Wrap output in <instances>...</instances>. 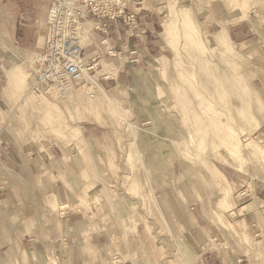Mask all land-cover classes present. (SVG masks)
Instances as JSON below:
<instances>
[{
    "label": "rangeland",
    "instance_id": "obj_1",
    "mask_svg": "<svg viewBox=\"0 0 264 264\" xmlns=\"http://www.w3.org/2000/svg\"><path fill=\"white\" fill-rule=\"evenodd\" d=\"M53 1L0 0V221L16 202V224L44 247L11 261L264 264L250 225L264 216L252 197L264 188V0H143L131 7L141 30L111 24L105 43L101 0H69L106 95L88 79L31 86ZM114 37L131 38L136 69L120 67L128 52L107 54Z\"/></svg>",
    "mask_w": 264,
    "mask_h": 264
},
{
    "label": "built area",
    "instance_id": "obj_2",
    "mask_svg": "<svg viewBox=\"0 0 264 264\" xmlns=\"http://www.w3.org/2000/svg\"><path fill=\"white\" fill-rule=\"evenodd\" d=\"M143 0H112L98 3L95 6L98 22L96 30L109 38L108 29L115 24L116 35H119L118 22L127 25L131 30L140 31L142 20L131 7L141 5ZM94 9V7H93ZM86 13L81 12L69 0H54L47 10V29L43 47L35 53V70L31 86L43 87L86 82V74L94 67L91 59L84 60L87 47L79 36V25ZM110 39V38H109ZM109 49L107 54H111ZM92 94L94 92H91ZM90 93V95H92Z\"/></svg>",
    "mask_w": 264,
    "mask_h": 264
},
{
    "label": "crops",
    "instance_id": "obj_3",
    "mask_svg": "<svg viewBox=\"0 0 264 264\" xmlns=\"http://www.w3.org/2000/svg\"><path fill=\"white\" fill-rule=\"evenodd\" d=\"M153 26H154V22L152 20L147 21L145 29L143 28L144 29L143 32L146 29L149 30L150 27L153 28ZM110 31L111 32H115L114 29H111ZM234 32L235 33L241 32V28H235ZM117 39L119 40L120 38L119 37L118 38L114 37V40L112 41L113 42L112 51H113V49L115 50V52H113L112 55L116 56V54H117L116 57H119V55L122 52H125V51L128 52L127 59L125 60L126 63H124L123 66L120 65V67H122V70L124 72H126V71L130 72V71H132V69H136L134 66L137 64L138 60L141 58V54H138L136 49H132L131 48V47H133L132 44L130 43L131 42V38H127L126 37V39H127L126 41H123V37H122V40L118 41ZM121 42H124V43L122 45V49H119L120 45H121ZM117 49H119V50H117ZM89 53L91 55L94 54V52H89ZM116 59L119 60V58H116ZM102 61L108 67L109 74L115 73L116 67H114L111 63H109V62H107L105 60H102ZM102 77L106 78L108 76L105 75V76H102ZM41 164H44V162L42 161ZM223 175L226 177V175L224 173H223ZM226 179H227V177H226ZM1 192H3V191H1ZM7 192L10 193V191H7ZM257 192H259L262 195V197L264 198V188H260L259 186H257V184L254 183V188H253V193H252V197H254V208H256L255 210L257 212L259 211V213H262V211L264 212V199H262L259 196H257L256 195ZM10 199H12V201H14L12 196H10ZM4 203L7 206L6 209L8 211L10 209L12 210L11 207H14V212L11 213L9 216L7 215V217L5 216L4 222L0 221V264H14L11 261V257H12V255L15 254L16 249L19 248L20 250H28V251L32 252L31 254H35L39 250H42L44 247L42 248L39 245H37V246L33 245V243L31 242V238L30 237L29 238L26 237L27 233L23 231L21 226L16 224L15 219H17V218H19L21 216H22V218H24V216L21 215V212L17 213V211H16V209H18V207L15 204H17V203L16 202H10L8 200L5 201ZM250 219H251L250 225H251L252 229L255 231V236H259L260 237V241H262V243H264V216L262 217L261 222L259 221V219H256L254 217H250ZM31 222H32V220L30 219L29 221H24L23 223L29 225ZM236 223H237L236 225L240 229H245L246 230V225H245V223H243V221L237 220ZM63 225L67 226V228L69 230L68 219L63 221ZM18 230H21V234L20 235H18ZM197 235H199V234L197 233ZM199 237H202V236L199 235ZM95 241L98 242V238L97 237H96ZM253 245L255 246L256 249H259L257 247L258 246L257 243H254ZM79 246H80V248H82V243H80ZM248 256L251 259V257H250L251 256V251L248 252ZM212 258H213L212 260H213L214 264H224V261H222L220 259V256L218 254H216V256H214ZM22 260L25 261V259H22ZM243 260H245V259L238 258V259H236V261H234V262L232 261L231 264H240V263H242ZM253 263H255V262H253ZM225 264H227V263H225Z\"/></svg>",
    "mask_w": 264,
    "mask_h": 264
},
{
    "label": "bare ground",
    "instance_id": "obj_4",
    "mask_svg": "<svg viewBox=\"0 0 264 264\" xmlns=\"http://www.w3.org/2000/svg\"><path fill=\"white\" fill-rule=\"evenodd\" d=\"M106 1H112V0H101V1H97V3L95 4V6L98 5V3L106 2ZM81 12H82V10H81ZM80 25H81V22H80ZM80 25H79V34L81 36V35H83L82 32H84V31H80ZM83 30H84V28H83ZM172 30H173V21H169L168 23H164V25H163V31L160 34H161L162 37L166 38V36H170L171 35ZM90 56H91V54H87L85 56L84 60H87L88 58H90ZM99 75H100L99 74V71H96L94 74H86L85 77H86V79L90 80V82H92L95 85V87H97L102 93H104L106 95L107 93L103 90V88L97 82V78L99 77ZM10 81H12L11 78H10ZM106 97H107L106 100L102 99L101 101H103L105 105H110L111 104V106H113L115 109H117L114 101L110 97H108V95ZM258 213H259V211H258Z\"/></svg>",
    "mask_w": 264,
    "mask_h": 264
}]
</instances>
